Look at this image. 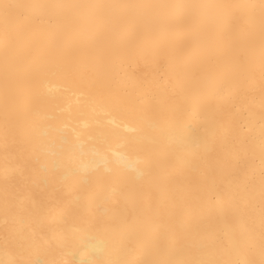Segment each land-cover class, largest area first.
<instances>
[{
  "label": "bare ground",
  "instance_id": "6f19581e",
  "mask_svg": "<svg viewBox=\"0 0 264 264\" xmlns=\"http://www.w3.org/2000/svg\"><path fill=\"white\" fill-rule=\"evenodd\" d=\"M0 264H264V0H0Z\"/></svg>",
  "mask_w": 264,
  "mask_h": 264
}]
</instances>
